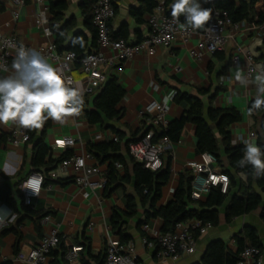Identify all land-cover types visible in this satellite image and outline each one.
I'll use <instances>...</instances> for the list:
<instances>
[{"label":"crops","instance_id":"obj_1","mask_svg":"<svg viewBox=\"0 0 264 264\" xmlns=\"http://www.w3.org/2000/svg\"><path fill=\"white\" fill-rule=\"evenodd\" d=\"M80 2L81 0H68L65 16L74 20L75 30H82L90 36L91 32L85 25L84 16L80 10ZM197 2L202 8L204 1L197 0ZM116 4L115 16L111 20V32L126 31L127 38L123 39L128 42H135L146 36L149 31L146 21L147 14L143 16L145 21L138 23L129 12L132 6L139 5V0H117ZM37 10V4L26 2L19 8L18 16L15 18L8 0H0V31L3 34L14 33L27 46L35 47L46 42L47 38L43 35L41 28L34 23ZM226 34L228 40L220 50L224 54L222 61L217 60L215 55L199 49L197 46L198 37L193 36L185 43L176 40L169 46H157L152 52L143 50L107 67L105 73L115 75L125 92L120 101V105L124 107V114L120 119L111 121L110 124L121 130L125 139L138 136L143 125V117L139 113L142 107L150 100L162 101L171 90L179 89L200 97L205 107L208 104L215 107H236L241 112V119L230 125L231 142L243 143L242 139L255 142V132L258 127H253V118L247 113L246 107L252 99L257 97L264 99V92L259 90V84L264 80V76L260 73L246 76L245 54L250 52L255 61L264 64V33L259 26L247 21H240L237 27L228 26ZM238 47L241 49L240 62L233 64L231 55L237 52ZM97 48L96 43L93 50ZM103 50L107 55L111 54L108 49ZM191 51L199 52L201 55L196 57ZM47 61L59 71L58 65ZM209 64L212 65L210 73L207 69ZM222 67L225 68L224 72L219 74ZM71 73L75 79L73 88H78L82 92V73L79 65L75 62L71 64ZM217 85L221 86V89L209 103V97ZM84 98L86 96L83 94ZM167 104L168 122L179 117L187 108V103L184 101L177 103L170 100ZM47 121L43 141L50 147L51 157L58 158L64 152L69 151V155L58 161L53 168L38 169L44 174V181L39 195L33 199V207L36 211H48L46 213L50 215L48 227L56 228L62 237L59 244L52 249L51 259L57 264H100L104 259L107 235H113L118 239L110 228L109 219L112 209L124 208L125 195L134 194L133 185L129 182H122L118 186L112 184L107 191L104 189L90 191L89 195L85 197L83 189L73 181V169L70 166L62 167L61 161L73 153L86 152L89 155L87 161L97 163L99 174L105 175L107 162L97 159L86 145L88 142L98 141L94 140L96 133H104L105 136L113 133L109 128L103 129L99 124L88 122L83 115L68 117L65 124L54 122L52 119ZM17 126L19 125L11 122L7 125L0 124V134L7 135L6 141L0 144V172L5 177L4 180L11 186H14L16 181L20 182L28 172L37 170L31 165L32 143L13 145L8 140L11 130ZM194 129V124L187 122L183 126L179 140L172 142L171 149L164 156V163L167 162V156L170 158V176L168 182L161 189L157 206L164 205L172 199L179 172L190 169L189 164L199 159L200 152L196 147ZM253 133L255 134L252 135ZM62 135H71L76 138L74 146L65 149L54 148L52 146L53 139ZM120 153L124 155L128 170L131 171L127 150L122 148ZM239 177L243 179L245 176L239 172ZM0 179H3L2 176ZM205 196L201 199H204ZM0 210H6V212L0 211V215L5 217L7 208L2 202H0ZM142 212V208H138V215L141 217ZM251 213L235 217L227 223L224 214L220 212L218 224L197 236L195 251L191 254H182L177 260H158L153 256L152 250L141 241L143 232L137 225L138 215L126 220V232L130 235L137 262L140 264H196L200 261L208 242L214 239H222L227 247L236 251L234 234L240 233L244 226H254L259 234L262 233L260 235L263 237L264 223L259 216V222L251 220ZM22 215H24L23 212L20 214L13 212V218L7 225L0 228L1 261L9 259L11 264H24L12 260L15 254L14 247L16 246L19 251L36 245L48 231L47 226L40 224V220L38 221L40 231H38L33 216L25 215L19 220ZM147 223L151 231H159L162 220L155 217L149 219ZM218 225L220 228H217ZM4 228L16 229L19 235L17 244V235L12 230L3 231ZM261 230L262 232H260ZM72 246H83V248L78 252L76 259L68 260L65 254ZM261 248L264 251V243Z\"/></svg>","mask_w":264,"mask_h":264},{"label":"trees","instance_id":"obj_2","mask_svg":"<svg viewBox=\"0 0 264 264\" xmlns=\"http://www.w3.org/2000/svg\"><path fill=\"white\" fill-rule=\"evenodd\" d=\"M95 1L81 0L80 2V10L84 16L85 25L91 32L88 36L82 30H75L76 23L73 19L66 18L65 12L68 9V0H48L49 26L53 33V43L57 52L72 50L78 59L85 52L93 50L96 45V32L91 24V9ZM116 1L114 0L115 11ZM167 2L171 9L174 0H167ZM154 5V0H139V5L132 6L129 12L136 22L142 23L145 21L144 14L149 13ZM214 7L226 10L232 22L245 20L253 25L264 23V0L204 1L202 8L212 10ZM180 19L186 21L183 15L180 16ZM111 37L115 39L127 38V32L122 30L111 32ZM76 38L83 39V47L79 43L73 44V39ZM213 55L216 56L217 60L222 61L224 59V54L220 50L214 52ZM207 69L210 73L212 65L209 64ZM224 69L222 67L219 74H222ZM219 89H221V86L217 85L213 94L209 97V103H211ZM175 91L172 100L177 103L186 102L187 108L179 117L168 122L166 130L156 131L155 137L167 135L172 142H177L183 126L187 122L194 124L197 150L200 153L209 152L215 156L217 166L229 177L228 189L225 193H222L218 187L212 186L204 199L192 200L190 198L192 173L190 169H184L179 172L172 199L164 205L157 206L161 189L169 180L170 158L167 156V162L164 163L163 157V165L157 170H151L128 154L131 171L128 170L125 157L120 151L122 148L127 150L128 143L137 139L141 133L138 136L125 139L123 132L110 124L111 121L120 119L124 114V107L120 105V101L125 92L116 76L108 74L104 82L93 93L85 95L86 98H84L83 104L85 107H82L81 111L88 122L99 124L103 129L109 128L118 138L117 141L108 139L88 142L86 145L87 149L97 159L107 162L106 182L103 189L107 191L112 184L118 186L122 182H129L133 185L134 194H126L124 208H113L109 219L111 231L118 237L120 242L124 243L130 240V235L126 232V220L137 216L138 208H142L143 212L142 217L137 216V225L141 226V224L147 223L149 219L159 217L162 220L160 228L162 232L172 230L175 223L191 217H196L202 221H210L213 226L217 225L220 212L224 214L225 221L229 223L235 217L259 209V218L264 223V175L257 176L251 165L240 167L238 162L243 157L245 145L231 142L230 125L241 119V112L234 106L215 107L208 104L205 107L203 100L197 95L179 89ZM253 101L254 99L247 104L248 114ZM249 115L253 118V127H258L257 132H255V143L264 151V107L260 110H253ZM47 122L40 130L26 129L29 134L27 142L34 143L31 149V165L37 170L40 168L51 169L58 161L69 155V151H66L58 158L51 157V149L43 141ZM6 139L7 135L1 133L0 144L5 142ZM115 162L122 164V171L115 168ZM239 172L244 174L243 179L239 177ZM1 176L3 179H0V202L14 213L20 214L23 212L24 215L20 216L19 220L25 215L33 216L37 230L40 231L38 221L48 211H36L32 204H24L22 195L17 188L19 181L11 186L4 180L5 177L0 172ZM6 230H12L17 235V244L19 235L16 229H3V231ZM234 237L237 246L236 251L227 247L222 239H214L208 242L200 261L196 264H236L238 251L245 243L258 247L263 246L264 243V236L262 237L257 229L250 225L244 226L240 233L234 234ZM13 251L17 252L16 246ZM52 263L57 264L53 259ZM103 263L104 259L100 264ZM0 264H11V261L9 259L0 260Z\"/></svg>","mask_w":264,"mask_h":264},{"label":"built area","instance_id":"obj_3","mask_svg":"<svg viewBox=\"0 0 264 264\" xmlns=\"http://www.w3.org/2000/svg\"><path fill=\"white\" fill-rule=\"evenodd\" d=\"M154 1L155 5L146 16L149 28L147 35L135 42H128L123 38L115 39L111 37V20L115 16L114 0H96L91 9V24L96 32L98 48L85 52L77 59L72 50L56 51L52 40L53 33L49 26L48 0H8L11 12L15 18L18 16L19 8L26 2H33L38 5L34 23L41 28L47 41L35 47L27 46L14 33L3 34L0 31V78L15 74L12 64L16 57V50L23 45L25 48L35 49L47 60L58 65L60 74L70 87L75 85V79L71 73V64L73 62L77 63L82 73V94H91L106 79L105 69L116 62L128 59L143 50L152 52L157 46H169L176 40L185 43L193 36L198 37L197 46L199 49L213 54L221 50L226 44L228 40L227 27H237L240 22H232L226 10L214 7L211 10L210 20L202 28L194 30L187 25L186 21H182L180 17L178 19L172 17L167 0ZM203 1L211 2L213 0ZM257 26L264 33V23ZM103 49H108L111 54L107 55ZM240 52L241 49L238 47L237 52L231 55L233 64L240 62ZM191 53L196 57L201 55L199 52L191 51ZM245 60L247 61L246 76H251L254 73H260L264 76V65L255 61L250 52L245 54ZM261 89H264V80L259 84V90L261 91ZM175 92V90H171L166 97L170 96V100H172ZM164 100H150L142 107L139 111L143 117L141 135L127 145L128 154L151 170H157L163 165V157L172 147V141L167 135L155 137L156 131L166 130L168 126L166 117L168 104L166 105ZM154 103L158 107L154 111L149 112L147 110L148 107ZM81 116L82 111L78 116L74 117ZM28 139L29 134L26 128L20 126L14 127L8 136V140L13 145L25 143ZM108 139L118 140L114 134L105 136L104 133H96L94 135V140ZM57 140H64V146H57ZM75 141L76 138L71 135H62L53 139L52 146L58 149H65L66 147L74 146ZM87 158H89V155L86 152L73 153L61 161L62 167L70 166L73 169V181L83 189L85 197L89 195L90 191L103 189L106 182L105 175L99 174L97 163H89ZM114 166L117 170H122L121 163L115 162ZM189 166L192 170L190 181V198L192 200L201 199L212 186L218 187L222 193L227 191L229 177L217 166L216 158L213 154L201 152L199 153V159L192 161ZM30 178H35L38 194L34 193L32 188L25 187ZM43 181L44 174L39 170H32L18 183V189L24 204L33 205V199L39 195ZM6 208L7 215L5 217L0 215V228L7 225L9 220L13 218L11 209L7 206ZM49 221L50 215H43L40 219V224L47 226L48 231L45 232L36 245L17 251L12 260L20 261L24 264H53L50 253L59 244L62 237L56 228L48 227ZM211 227L213 225L210 221H202L196 217L179 221L175 223L172 230L165 232L160 230L151 231L148 223H143L140 226L143 232L141 241L152 250L153 256L158 260H177L182 254L193 253L196 249L197 236L204 234ZM81 249L82 246H72L66 252V258L68 260L76 259ZM104 264L140 263L137 262L134 245L130 240L123 243L113 235H107L104 247ZM236 264H264L263 249L256 245L245 243L238 251Z\"/></svg>","mask_w":264,"mask_h":264},{"label":"clouds","instance_id":"obj_4","mask_svg":"<svg viewBox=\"0 0 264 264\" xmlns=\"http://www.w3.org/2000/svg\"><path fill=\"white\" fill-rule=\"evenodd\" d=\"M171 15L174 19L185 16L187 25L195 30L210 20L211 10L201 8L197 0H174ZM76 43L84 46L82 38L73 39V44ZM12 68L14 75L0 78V124L11 122L36 130L42 128L48 119L65 124L68 117L80 114L84 104L81 90L70 87L58 69L40 52L21 45L16 50ZM170 99V96L165 97L164 103L167 105ZM157 107L154 103L147 110L152 112ZM262 107L264 99L255 98L249 114ZM242 142L245 145L244 154L238 165H251L257 176L264 175V151L253 140L242 139ZM64 144V140L56 141L57 146L63 147ZM25 187L38 194L35 178H30Z\"/></svg>","mask_w":264,"mask_h":264},{"label":"rangeland","instance_id":"obj_5","mask_svg":"<svg viewBox=\"0 0 264 264\" xmlns=\"http://www.w3.org/2000/svg\"><path fill=\"white\" fill-rule=\"evenodd\" d=\"M258 216H259V209L255 210V211H253V212L251 213V215H250V219H251V220H257V221H258ZM258 222H259V221H258ZM260 225H261V224H260ZM217 228H220V226L218 225ZM259 230H260V227H259ZM260 232H262V230H261ZM260 234H262V233H260Z\"/></svg>","mask_w":264,"mask_h":264},{"label":"water","instance_id":"obj_6","mask_svg":"<svg viewBox=\"0 0 264 264\" xmlns=\"http://www.w3.org/2000/svg\"><path fill=\"white\" fill-rule=\"evenodd\" d=\"M34 145V143H32V146Z\"/></svg>","mask_w":264,"mask_h":264}]
</instances>
